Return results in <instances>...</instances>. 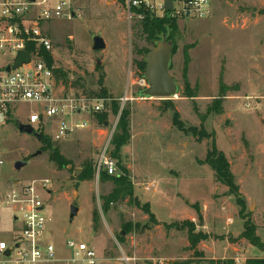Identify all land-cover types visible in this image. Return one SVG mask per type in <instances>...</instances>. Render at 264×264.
<instances>
[{"label":"rangeland","instance_id":"obj_1","mask_svg":"<svg viewBox=\"0 0 264 264\" xmlns=\"http://www.w3.org/2000/svg\"><path fill=\"white\" fill-rule=\"evenodd\" d=\"M79 3L80 17L46 26L53 43L52 67L67 76L58 80L67 91L111 98L108 123L94 118L90 129L56 141L58 118L47 119L46 130L40 132L43 140L49 139L71 162L61 169L44 151L42 140L19 131V123L28 124L31 112L40 113L41 106L28 102L11 108L10 118L0 124V195L15 185L50 181V195L43 191L42 195L51 218L45 238L56 247L55 264H71L66 246L70 239L94 247L102 264H120L122 256L130 258L128 264L264 260V250L239 238L248 218L264 243V0H212L205 18H175L178 31L170 73L180 91L173 98L139 96L148 84L143 85L144 74L136 62L152 45L137 24L127 22L122 6L114 0ZM94 33L102 35L106 48L93 49ZM186 46H191V61L185 74ZM186 77L192 88L198 87L195 100L184 97ZM221 80L230 89L220 100L223 112L217 113L212 106L218 104ZM125 94L132 98L124 106L132 112V139L117 155V175L124 168L129 171L133 192L127 197L121 190L114 192V183L96 173L91 180L83 178L84 164L92 162L95 167L111 141L116 100ZM174 109L186 127L200 128L203 123L211 138L199 142L180 131L173 125ZM214 140L231 163L237 194L218 182L208 164L199 163ZM39 150L42 154L33 156ZM17 161L25 165L17 169ZM72 204L80 209L73 220ZM13 210L1 211V229L12 226ZM185 220L209 235L197 252L188 249Z\"/></svg>","mask_w":264,"mask_h":264},{"label":"built area","instance_id":"obj_2","mask_svg":"<svg viewBox=\"0 0 264 264\" xmlns=\"http://www.w3.org/2000/svg\"><path fill=\"white\" fill-rule=\"evenodd\" d=\"M123 8L129 24L139 23L148 16L168 18H205L210 13L212 0H173L168 10L167 0H114ZM82 6L79 0H0V124L10 118L11 108L23 103L41 106V112L32 111L29 123L35 131L48 126L47 119L58 118L53 139L61 141L79 131L92 127L95 114L106 111L111 98L78 96L58 84L54 67H50L42 50L52 51L53 43L46 26L59 19L80 17ZM32 45V51L28 47ZM27 51L31 60L19 68H13L18 53ZM11 66L8 71L7 67ZM143 85L147 81L142 77ZM127 94L118 99L120 111L116 129ZM35 124H41L35 128ZM113 136V135H112ZM108 143L101 150L96 165V175L102 171L118 174L117 161L111 155ZM2 164V161H0ZM50 181L33 180L24 185H15L0 195L1 211L13 208L12 226L0 228V264H55L56 247L45 238L51 218L47 216V204L42 191L48 193ZM50 195V194H49ZM5 236V237H4ZM71 251V264H102L98 252L83 241L70 239L66 242ZM10 252L8 253V251ZM120 264H128L130 258L122 256Z\"/></svg>","mask_w":264,"mask_h":264},{"label":"trees","instance_id":"obj_3","mask_svg":"<svg viewBox=\"0 0 264 264\" xmlns=\"http://www.w3.org/2000/svg\"><path fill=\"white\" fill-rule=\"evenodd\" d=\"M264 14V11H263ZM137 27L141 30V34L149 41L151 42V47L154 48L158 41L161 40L162 36L164 34L169 35V39H171L174 43L176 42V33L178 31V25L177 20L175 18H168V17H151L148 16L143 21L136 23ZM191 46H186L184 49V73L186 74L189 68L190 63V55L189 50ZM28 50L32 51V45L28 47ZM152 49H148L146 51V54L149 53ZM175 50V46H174ZM173 50V54H174ZM42 55L47 61L48 65L52 67L53 59L51 57L50 52L42 50ZM138 69L140 70L141 74H145L146 72V60L143 58L140 61L136 62ZM54 74L57 78V80H60L61 76L67 77L61 70L58 68H54ZM66 80V79H65ZM230 88L221 80L220 82V94L219 97L216 99L218 100V104L215 106H212V110H214L217 113L223 112V106L222 100L224 97L227 96V92ZM184 97L191 98L195 100L196 97H198V87L192 88L190 81L185 78L184 81ZM117 104H115L114 107V113L118 115L120 111V102L117 99ZM174 108L173 106H171ZM195 109L197 110L196 106ZM175 110V109H174ZM131 109L130 108H123L119 121L117 123L115 132L113 134V137L111 139V145H113V148L111 149V155L116 159L117 166H118V154L120 153V150L123 146L128 145L131 142L132 134H131ZM108 112L102 111L95 114V117L104 124L108 123ZM173 125L176 126L180 131L191 134L192 136L196 137L197 141H203L206 139L211 138V133L207 132V130L204 127V124L202 123L200 128L198 127H186L185 123L181 120L180 114L178 111H174L173 116ZM42 133V131H40ZM43 134H42V141L44 144V151L50 152V160L54 161L59 168H66L68 164L71 162L67 160L61 152L55 148L51 141L49 139L43 140ZM199 163H205L208 164L214 171L216 178L218 182L221 184L227 186L229 188V192L231 194H237L239 193V186L235 182V176L231 168V163L228 160L225 153L218 149L215 140L213 141V145L211 148L208 149L207 156L204 162L202 160H199ZM85 170L87 172L83 176L86 180H91L94 177V174L96 173V165L94 167L92 162H86L84 164ZM122 175H110L107 171H102L99 175V179H102L104 181H112L115 185L114 192L119 193L120 190L124 197L132 195L133 192V182L131 179V176L129 174V171L127 169L122 170ZM112 196H116L112 194ZM238 204L241 206V214L244 216V203L242 200H239ZM244 218H247L244 216ZM200 219L202 217L200 216ZM184 228L187 229L188 233V241L189 246L188 249L192 251H198L199 245L202 241H205L209 239V235L206 232L197 231L196 224L192 220H185L184 221ZM240 239H245L254 246L258 247L261 250H264V243L260 239V237L257 234L256 226L251 222L250 219H246L244 224V231L239 237ZM264 262L263 259H248L247 264H262ZM220 263L222 264H235V261L233 259L228 260H221ZM172 264H190V262L184 261V262H174Z\"/></svg>","mask_w":264,"mask_h":264},{"label":"water","instance_id":"obj_4","mask_svg":"<svg viewBox=\"0 0 264 264\" xmlns=\"http://www.w3.org/2000/svg\"><path fill=\"white\" fill-rule=\"evenodd\" d=\"M168 10L173 7V0H167L166 5ZM106 48V43L101 34H93V49L102 50ZM174 43L169 35L164 34L162 39L157 42L156 46L145 56L146 72L144 77L148 86L140 91L139 96L143 98H173L178 96L180 86L177 80L170 73V66L173 58ZM31 60L30 54L22 50L18 53L13 68H19L23 64L29 63ZM101 63L100 60L97 62ZM11 66L7 67L9 71ZM19 131L35 136L39 141L42 140V134L34 130L31 124L19 123ZM42 150L37 151L33 156L41 155ZM25 162L17 161L16 168L21 169ZM79 212V207L76 204L71 205L70 218L73 220ZM125 233L120 232V236ZM10 250L8 251V253Z\"/></svg>","mask_w":264,"mask_h":264},{"label":"crops","instance_id":"obj_5","mask_svg":"<svg viewBox=\"0 0 264 264\" xmlns=\"http://www.w3.org/2000/svg\"><path fill=\"white\" fill-rule=\"evenodd\" d=\"M219 183H220V182H219ZM79 211H80V209H79ZM202 242H203V241H202ZM230 243L233 244L231 241H230ZM200 244H201V243H200Z\"/></svg>","mask_w":264,"mask_h":264}]
</instances>
